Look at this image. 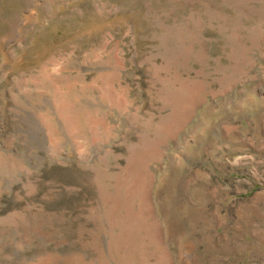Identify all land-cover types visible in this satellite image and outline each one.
I'll use <instances>...</instances> for the list:
<instances>
[{
  "label": "rangeland",
  "instance_id": "rangeland-1",
  "mask_svg": "<svg viewBox=\"0 0 264 264\" xmlns=\"http://www.w3.org/2000/svg\"><path fill=\"white\" fill-rule=\"evenodd\" d=\"M0 264H264V0H0Z\"/></svg>",
  "mask_w": 264,
  "mask_h": 264
}]
</instances>
